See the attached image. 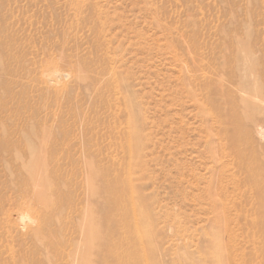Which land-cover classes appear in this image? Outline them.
<instances>
[{
    "label": "rangeland",
    "instance_id": "rangeland-1",
    "mask_svg": "<svg viewBox=\"0 0 264 264\" xmlns=\"http://www.w3.org/2000/svg\"><path fill=\"white\" fill-rule=\"evenodd\" d=\"M263 167L264 0H0V264H106L119 184L123 264H264Z\"/></svg>",
    "mask_w": 264,
    "mask_h": 264
},
{
    "label": "bare ground",
    "instance_id": "bare-ground-1",
    "mask_svg": "<svg viewBox=\"0 0 264 264\" xmlns=\"http://www.w3.org/2000/svg\"><path fill=\"white\" fill-rule=\"evenodd\" d=\"M250 106H251V104H250ZM253 109H255V108H253ZM237 119H239V120L235 121V123H236V127L238 128L237 123H239L240 120H242L243 118L241 117V118H237ZM228 121H230V120L228 119ZM240 135H241L240 130H237V132H235L234 137H233V139H234L233 145H234V147L236 149L239 150L238 152H241L242 151V149H241L242 143H241L240 138H239ZM134 148H135V146H134ZM242 161L245 162V163L246 162L247 163H251L252 165L253 164H257V163H259V164L262 163L261 162L262 160H261L260 156H258V155L246 156V155L242 154ZM129 167L132 168L131 163H130ZM248 174H250V173H248ZM40 178L42 179V177H40ZM41 179H40V181L42 183V180ZM90 179L92 180L93 178H90ZM246 182H248V184L252 187V189L256 191L257 195H259V203H258V207H256V208H258L259 214L262 216V219H260V220L257 219V221H256L257 225L256 226H258L260 228V230L262 231V233H264V179H263V176H260L259 178L258 177H255V176H251V178H249L248 180H246ZM42 185H44V184H42ZM47 188H48V186H47ZM128 189H129V184H124V185L123 184H119V185L116 186V188H110V189H108L111 195H112V192H114L116 195L118 194L117 195L118 196L117 199H114L113 200L112 213L109 214L107 216V218H106L107 219L106 222H107V224H109L110 229L107 230L105 233H107L108 236H112L111 238L114 240L113 241V243H114V246L113 247L114 248L111 249V248L107 247L109 245L108 242H107L108 245H106L105 243H101V245H98L99 241L97 243V241H96L97 238L94 237L95 240L93 239L94 241H93V245L91 246V249H90L91 252H90L89 258L91 256H93V260H95L94 259L95 258L94 256H95V253L96 252H98V253H104L103 260H102L104 263L107 264V262L109 261L110 257L112 256L114 258V263H116V264H123V260L118 259L116 257H117L118 246H119V243L118 242L119 241L120 242H124V241H123V239H118L117 236H116V234L119 233V232L122 233V234H124V233H129L130 234V233H133L134 232V229H135V231L138 234L141 233V231H142V230H140L141 228L138 225L137 226L135 225V228L132 229L131 223L129 221V216H131V211H130V208H129L130 198L127 195V190ZM45 193H46V190H45ZM45 195L46 194H44V196L43 195L42 196L45 197ZM40 199H41V197H40ZM50 199H53V198H50ZM43 202H44V200H43ZM44 203H46V202H44ZM88 228H89V226H88ZM88 228H86V229H88ZM131 230H133V231H131ZM105 238H106V236H105ZM136 240H137V238H134L133 239V241H136ZM262 247L264 248V239L262 241ZM111 251H112V253H111ZM89 261H91V260H89ZM109 264H110V262H109Z\"/></svg>",
    "mask_w": 264,
    "mask_h": 264
}]
</instances>
